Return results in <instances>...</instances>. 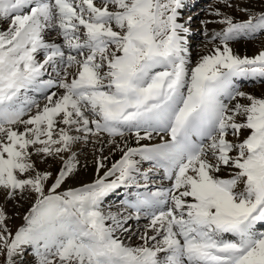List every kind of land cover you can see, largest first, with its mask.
Listing matches in <instances>:
<instances>
[{"label": "snow or ice", "instance_id": "snow-or-ice-1", "mask_svg": "<svg viewBox=\"0 0 264 264\" xmlns=\"http://www.w3.org/2000/svg\"><path fill=\"white\" fill-rule=\"evenodd\" d=\"M187 6L0 0V264H264V7L209 6L193 62Z\"/></svg>", "mask_w": 264, "mask_h": 264}, {"label": "rangeland", "instance_id": "rangeland-1", "mask_svg": "<svg viewBox=\"0 0 264 264\" xmlns=\"http://www.w3.org/2000/svg\"><path fill=\"white\" fill-rule=\"evenodd\" d=\"M238 2L242 4L246 2L248 6L253 7L257 10L264 7V0H238ZM216 5H217V0H197L195 2H192V4L188 5L183 10L182 19H184V21H186L187 16H190L192 17L193 20H195L194 23L191 21L189 24H187L188 27L194 28V31L188 34V43L190 45L191 59L193 62H195L196 58L199 55H201V53H204L205 51H207V48L211 47V44L205 38V35L202 31L203 25L201 24V21L215 19L214 16L210 15L209 6H216ZM229 11L237 18H240L241 15L244 16L242 12H239L235 9H230ZM208 27L209 29H215L218 31L220 26L213 23L208 25ZM244 43L251 44L253 46V51L252 52L250 51L248 53L244 52L242 53V55H250V56L254 55L261 48H264V35H258L255 39H240L238 41L233 42L232 45L234 44L239 48V46ZM259 85L264 86V83H260L259 81L255 83L249 82L247 85H245L246 87L245 86L243 87L254 88V87H259ZM78 147H80L79 159L80 157L83 156L85 152H89L90 150L89 146L88 147L78 146ZM41 166L47 167L48 165H41ZM52 167L53 168L58 167L57 163H52ZM120 195L121 194H119V196ZM0 200H2V196H0ZM29 206L30 203L28 201H25L22 206H18L14 202L9 201L7 205V209L11 219L8 221V223L13 229H15L19 224L23 223V214ZM17 213H19V215H17Z\"/></svg>", "mask_w": 264, "mask_h": 264}, {"label": "bare ground", "instance_id": "bare-ground-1", "mask_svg": "<svg viewBox=\"0 0 264 264\" xmlns=\"http://www.w3.org/2000/svg\"><path fill=\"white\" fill-rule=\"evenodd\" d=\"M195 1H197V0H185L187 5H190V4H192V2H195ZM188 17H190V16H187V19H188ZM240 18H244V16L241 15ZM187 19H186V21H187ZM191 21L193 23L195 22V20H193V19H191ZM4 27H6V24L0 22V29H2ZM189 28L191 29V31L188 34H190L192 31H194V28H191V27H189ZM232 46H233L234 51L240 55H242V53H244V52L248 53L250 51L251 52L253 51V46L251 44H248V43L241 44L239 46V48L234 44ZM204 53H201V55ZM249 82H251V81H241V85H242L243 90H246V91L251 92V93L256 94V95H260V94L264 93V86L259 85V87H254V88L253 87L252 88H244L243 86L247 85ZM97 147H99V146H97ZM89 148H90L89 152H85L83 154V156L80 157V167L77 170L76 174L73 176V178L68 181L69 186H73V187L75 186L76 187V186H79L81 183H89V182H91V180L96 178V173H95L96 165L94 163V156L96 154L93 152V149L91 146H89ZM104 155H108L107 150H105ZM110 159H112V158L110 157ZM101 171H103V170H101ZM124 192H125L124 189H117L113 193H110L105 198V201H104L105 206L111 204L113 206V210H115V208L117 206V202L123 197ZM119 194H121V195L119 196ZM111 196H114L115 199H114V197H111ZM145 222L146 221H143V220L141 221V223H145ZM130 223H132V222L130 221Z\"/></svg>", "mask_w": 264, "mask_h": 264}]
</instances>
